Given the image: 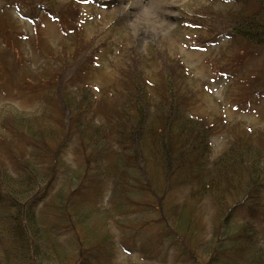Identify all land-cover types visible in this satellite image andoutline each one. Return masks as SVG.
<instances>
[{
    "label": "rangeland",
    "instance_id": "obj_1",
    "mask_svg": "<svg viewBox=\"0 0 264 264\" xmlns=\"http://www.w3.org/2000/svg\"><path fill=\"white\" fill-rule=\"evenodd\" d=\"M9 1L0 0L3 13L0 12V62H5L0 68V178L4 173L22 175L25 171L19 167L31 161L38 165L39 170L51 165L55 141L50 138L47 128L60 123L65 128L68 124L61 118L63 110L59 107L62 98L58 94L62 84L57 89L51 77L62 73L63 58L67 54L73 57L74 53L78 67L83 66L84 80L94 89L90 93L98 97L97 104L91 106L92 113H100L102 117L108 114L101 108L105 101L99 98L104 92H109L108 89L118 88L124 70L123 79L129 80L130 90L134 91L139 79V66L142 65L143 72L145 67L143 78L146 76L149 81L147 90L151 96H162L163 99L167 92L169 96L174 92L177 102L171 96L169 103L174 112L175 109L179 111L182 105L183 114L214 125L206 137L209 163L217 162L231 150V140L247 135L253 149L260 152L259 162H255L264 168V85L253 81V78L264 74V53L247 60L246 56L238 54L248 47L247 43L222 34L216 41L200 48H194L189 40L207 36L216 28V25H211L210 28L197 26L195 29L192 25L194 13L226 17L228 11H238V0H167L165 12L171 15H164V19L169 26L155 41L143 45L125 30L124 0H78L81 2L74 3L75 11L72 13L80 10L79 20L75 25L61 21L66 25L63 31L55 19ZM68 2L70 0H51V5L70 7ZM32 20L38 24L36 29ZM77 29L79 34L72 33ZM36 32L40 33L39 41H35ZM75 42L84 51L83 55L76 51ZM237 47L241 48L238 52L234 49ZM46 51H53L57 57L50 59ZM92 55L95 57L93 62ZM126 57H131L130 64L125 61ZM174 64L179 66L178 70ZM164 67L167 68L162 71ZM171 80L175 83H169ZM159 83L161 87L159 85L157 89ZM179 88L189 93L182 102H179ZM137 101L138 98L133 102ZM132 106H125V109L132 111ZM22 117L34 127L29 130L27 124H21L19 120ZM186 134H179L178 140L185 138ZM137 141L132 138L130 153L138 151ZM166 147L168 150L159 152V155L164 153L161 161L166 166L163 169L166 179L161 181H164L161 189L165 195L162 205L157 196L151 199L146 195H135L136 204L129 205L135 208L127 206L129 208L125 211L114 213L118 223L112 230L115 243L111 250L97 255L94 264H264V189H259L257 198L250 199L254 203V217L249 213L251 205L242 203L234 207L232 215L224 221L215 199L225 185L222 184L221 190L212 189L213 192L201 188L200 196L194 201L192 195L196 193L197 185L183 186L175 182L172 175L173 166L178 159H185V154L189 155L188 150L174 154ZM62 158L70 167L83 166L77 142L68 145ZM156 163H159L157 158ZM241 166L245 167L244 162ZM154 167L159 172L160 167L155 164ZM57 178L47 197L37 200L35 206L55 223H58L57 214L49 211L47 205L61 185L69 188L65 184L68 178L75 182V176L70 174L60 173V178L59 175ZM101 195H105V200L99 205L102 207L103 202L106 206L107 199L109 203L108 192L101 191ZM240 195L230 191L220 200L225 197L232 205L238 201L234 197L239 198ZM57 204L55 202V206ZM187 217L191 221L185 223L181 240L177 239L173 222ZM104 219L100 218L99 222ZM248 221L255 226L252 240L243 238V234L237 231ZM67 229H62V237L71 235ZM0 235L4 237L1 231ZM67 242L63 240L61 244ZM3 243L8 246L6 237L0 239V249ZM260 249L263 251L258 255ZM29 262L26 259L21 264Z\"/></svg>",
    "mask_w": 264,
    "mask_h": 264
},
{
    "label": "trees",
    "instance_id": "obj_2",
    "mask_svg": "<svg viewBox=\"0 0 264 264\" xmlns=\"http://www.w3.org/2000/svg\"><path fill=\"white\" fill-rule=\"evenodd\" d=\"M11 1L28 11L31 9L46 17L52 15L62 30L66 29V25L61 21L75 25L80 16V10L72 13L75 11V7L72 6L78 0H70L68 2L70 7L51 5V0L9 2ZM238 1L240 2L238 11H228L226 17L203 14L207 16L210 26L216 25L213 35L220 29L219 35L222 33L233 35L234 38H240L247 43L248 47L238 54L248 58L250 55L256 56L259 54L258 51L264 49V0ZM78 31L77 29L72 33L79 34ZM39 38L40 33L36 32L35 41H39ZM213 38L215 37H211ZM75 44L76 51L82 52L83 55L84 51L79 48L78 42ZM234 49L238 52L241 48ZM46 54L50 59L57 57L53 51H46ZM94 58L92 55V62ZM130 58H125L128 64ZM74 60L76 62L73 64ZM62 61L64 62L62 73L52 76L51 82L57 89L59 84H62V92L58 94L59 98H62L59 107L63 110L61 118L68 124L65 128L62 123L54 125V128L51 126L47 128L50 138L55 141L51 165L40 167L39 170L38 165L31 161L19 167L25 171L22 175L10 176L4 173L0 178V231L4 236L0 235V239L6 237L8 240V246L5 247L4 242L0 249V264H21L26 259L30 260L29 264H94L93 261L98 259L97 255L105 250H111L115 243L112 230L117 221L114 213L125 211L129 207L135 208L134 205L129 206L131 203L136 204L135 195H146L151 199L157 196L160 198V206L162 205L165 195L161 189L164 181L162 183L161 181L165 177L163 169H166V166L161 161L164 153L159 155V152L168 150L166 146L174 154L188 150L189 155L185 154L187 157L178 159L173 166L172 175L173 180L183 186L197 185L198 189L192 195L194 201L200 196L201 188L213 192L212 189L221 190L224 184L225 187L219 191L220 194L215 199L219 211L224 215V221L232 215L234 207L242 203L245 206L251 205L250 216L256 215L251 200L258 197L259 189H264V168L255 162H259L260 152L253 149L254 145L249 143L251 139L247 135L231 140L229 143L231 150L217 162L209 163L206 137L214 125L183 114L182 105L179 111L175 109L174 112L169 105L172 97L177 102L173 90L172 97L168 92L163 99L162 96L161 98L151 96L147 90L149 81L146 76L143 78L145 67L143 72L142 65L139 66V79L134 91L130 90L129 80L123 79L124 70L118 88H113V91H110V88L109 92L103 93L102 98H99L105 101L101 108L107 110L108 114L102 113L104 116L102 117L100 113L96 115L91 111V106L97 104L98 97L90 93L94 89L84 80L83 66L78 67L76 53L73 57L67 54ZM4 63L0 62V68ZM174 67L177 70L179 68L175 64ZM165 68L167 67L162 68V71H165ZM171 68L169 66V69ZM162 73L160 77L163 80ZM253 81L264 85V74L253 78ZM169 83L175 82L171 80ZM159 85L161 87V83L157 89ZM179 95H181L179 102H182L189 93L179 88ZM136 98L137 103L133 102ZM107 102L108 106L105 104ZM125 106H132L133 110L128 111ZM19 121L21 124H27L29 130L34 127L29 124L27 118L22 117ZM176 124L178 126L174 127ZM183 133L188 134L178 140ZM132 138L139 140L138 151L135 153L129 151ZM76 142L82 155L83 164H80L84 168L70 167L62 158V153L68 145ZM156 158L159 159V163H156ZM242 162L245 167L241 166ZM154 164L160 167L159 172ZM60 173L75 176V182L68 178L65 184L69 188L61 185L47 205L49 211L57 214L58 223H55L48 220L47 215L38 211L35 206L37 200L47 197L51 186L57 183L58 175L60 178ZM169 177L171 180V175ZM101 191L105 194L108 192L109 195V203L108 199L106 206L102 202L104 208L99 205V202L105 200V195H101ZM230 191L235 195L241 194L239 198L234 197L238 201L232 205L224 199L225 197L220 200L221 196ZM55 202L58 203L56 206ZM71 215L72 218L69 219ZM103 217L104 221L99 222ZM188 218L175 219L173 222L174 235L177 239L181 240L185 223H190L191 220ZM66 227L71 232L67 238L62 237L61 233ZM237 229L243 234V238L253 239L255 226L252 221L245 222ZM63 240L69 242L61 244ZM258 251L260 255L263 250Z\"/></svg>",
    "mask_w": 264,
    "mask_h": 264
},
{
    "label": "clouds",
    "instance_id": "obj_3",
    "mask_svg": "<svg viewBox=\"0 0 264 264\" xmlns=\"http://www.w3.org/2000/svg\"><path fill=\"white\" fill-rule=\"evenodd\" d=\"M166 6L167 0H147L146 3L144 0H128L123 8L125 30L142 45L152 43L169 26L164 19Z\"/></svg>",
    "mask_w": 264,
    "mask_h": 264
},
{
    "label": "bare ground",
    "instance_id": "obj_4",
    "mask_svg": "<svg viewBox=\"0 0 264 264\" xmlns=\"http://www.w3.org/2000/svg\"><path fill=\"white\" fill-rule=\"evenodd\" d=\"M127 2H128L127 0H124V3H125V4H127ZM146 2H147V0H146ZM134 10H135V9H132L131 11H134ZM164 15H165V17H169L171 14H170L169 12H165Z\"/></svg>",
    "mask_w": 264,
    "mask_h": 264
}]
</instances>
